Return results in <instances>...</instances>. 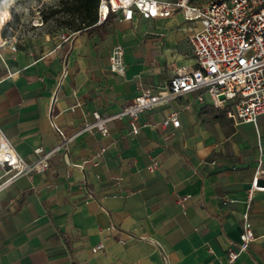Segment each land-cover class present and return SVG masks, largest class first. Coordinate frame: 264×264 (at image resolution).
Listing matches in <instances>:
<instances>
[{
  "label": "crops",
  "instance_id": "1",
  "mask_svg": "<svg viewBox=\"0 0 264 264\" xmlns=\"http://www.w3.org/2000/svg\"><path fill=\"white\" fill-rule=\"evenodd\" d=\"M199 28L180 12H136L129 21L110 15L44 52L12 51L14 41L3 35V135L32 162L34 148L45 153L60 142L53 123L70 136L93 111L116 115L143 88H161L176 69L193 67L189 36ZM115 45L124 48V76L109 70ZM195 96L141 112L136 134L125 115L107 121L105 136L81 131L49 154L45 171L0 190V264H264V190L247 203L259 161L264 173L257 144L264 145V115L240 135L250 123L228 118L227 102L216 108L206 93L202 101ZM172 110L177 128L151 127ZM246 212L255 238L230 262Z\"/></svg>",
  "mask_w": 264,
  "mask_h": 264
},
{
  "label": "built area",
  "instance_id": "2",
  "mask_svg": "<svg viewBox=\"0 0 264 264\" xmlns=\"http://www.w3.org/2000/svg\"><path fill=\"white\" fill-rule=\"evenodd\" d=\"M144 18L164 17L180 12L185 20H197L200 28L189 36L195 64L191 68H178L163 87L143 88L133 100L113 116H102L98 111L92 112L93 120L86 121L74 134L65 136L64 132L54 123L53 128L60 137V142L43 153L42 147L33 149L37 156L32 162H27L12 147L0 129V190L6 188L21 175L32 179L34 174L41 173L48 168L47 158L67 140L72 139L81 131H99L105 136L108 133L107 121L116 116L128 117L130 131L138 133L139 114L151 110L157 105L167 104L173 99L187 93H195L196 100H203L206 93L211 104L220 108L224 102L229 104L226 116L235 124L248 122L256 125L257 118L264 115V0H209L205 4H198L192 0H98L96 24L105 21L110 15L118 20L129 21L134 13ZM0 28V46L6 44L7 38ZM78 31L62 36V41ZM12 51L15 44L9 45ZM124 48L115 45L111 48L108 60L109 70L117 76H124L123 62ZM64 70L63 75H65ZM223 95V98H220ZM190 104L186 103L185 107ZM151 127L166 129L169 126L177 128L180 125L178 113L170 111L161 120L152 121ZM261 152L264 145L257 143ZM104 149L94 154L97 161ZM81 169L84 163L77 164ZM158 168V161L154 160L147 166L153 171ZM261 161L251 178L247 190V203L257 190L263 191L264 185L259 181L263 177ZM185 196L177 198L182 204ZM109 229H116L115 225ZM255 234L248 219L247 212L243 215L242 231L238 250L229 249V261L233 262L239 251L243 250ZM102 248V244L96 246Z\"/></svg>",
  "mask_w": 264,
  "mask_h": 264
},
{
  "label": "rangeland",
  "instance_id": "3",
  "mask_svg": "<svg viewBox=\"0 0 264 264\" xmlns=\"http://www.w3.org/2000/svg\"><path fill=\"white\" fill-rule=\"evenodd\" d=\"M192 1L205 4L209 0ZM59 4V0H5L0 5L2 23L8 24L4 35L25 50L44 52L58 47L63 42L62 36L70 33L59 25L61 15H53ZM252 129L253 123L242 125L240 135L250 134Z\"/></svg>",
  "mask_w": 264,
  "mask_h": 264
},
{
  "label": "trees",
  "instance_id": "4",
  "mask_svg": "<svg viewBox=\"0 0 264 264\" xmlns=\"http://www.w3.org/2000/svg\"><path fill=\"white\" fill-rule=\"evenodd\" d=\"M4 1L5 0H0V5ZM59 2L58 9L53 10V15L60 14L61 16H59L58 20L59 25L69 29L70 32H81L92 28L94 24H96L98 0H59ZM46 19L47 17L44 16V20ZM7 27L8 24H5L2 30L3 35Z\"/></svg>",
  "mask_w": 264,
  "mask_h": 264
},
{
  "label": "bare ground",
  "instance_id": "5",
  "mask_svg": "<svg viewBox=\"0 0 264 264\" xmlns=\"http://www.w3.org/2000/svg\"><path fill=\"white\" fill-rule=\"evenodd\" d=\"M9 19H10V18H9ZM5 22H6V21H5ZM5 22L2 23V17H1V15H0V28L2 27V25H3Z\"/></svg>",
  "mask_w": 264,
  "mask_h": 264
},
{
  "label": "water",
  "instance_id": "6",
  "mask_svg": "<svg viewBox=\"0 0 264 264\" xmlns=\"http://www.w3.org/2000/svg\"><path fill=\"white\" fill-rule=\"evenodd\" d=\"M224 96L223 95H220V98H223Z\"/></svg>",
  "mask_w": 264,
  "mask_h": 264
}]
</instances>
